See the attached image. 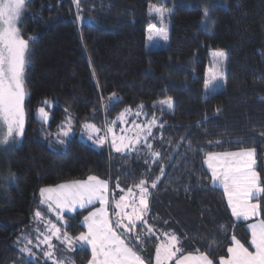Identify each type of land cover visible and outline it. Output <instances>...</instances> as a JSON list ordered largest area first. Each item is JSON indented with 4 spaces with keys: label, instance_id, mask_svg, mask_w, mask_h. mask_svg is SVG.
<instances>
[{
    "label": "trees",
    "instance_id": "trees-1",
    "mask_svg": "<svg viewBox=\"0 0 264 264\" xmlns=\"http://www.w3.org/2000/svg\"><path fill=\"white\" fill-rule=\"evenodd\" d=\"M153 3L171 8L169 44L147 50ZM203 5L210 6L208 28L201 25ZM20 26L34 39L24 135L3 155L14 179L0 190V264H51L21 252L18 237L32 226L40 189L90 175L107 180L111 191L117 183L127 190L160 176L150 189L147 217L179 236L186 252L199 249L218 262L232 235L248 246V221L232 215L205 161L209 153L254 148L264 179V0H81L79 8L74 0H29ZM215 49L226 52L225 86L205 97ZM113 93L120 99L110 101ZM168 97L173 110L154 107ZM46 100L54 103L47 127L35 116ZM141 104L158 116L149 137L161 154L156 163L145 146L123 154L97 150L75 136L64 145L50 143L48 134L61 128L66 113L80 127ZM89 210L65 214L63 229L79 235ZM155 242L146 241L149 248ZM90 260L88 247L74 254L76 264Z\"/></svg>",
    "mask_w": 264,
    "mask_h": 264
},
{
    "label": "snow or ice",
    "instance_id": "snow-or-ice-1",
    "mask_svg": "<svg viewBox=\"0 0 264 264\" xmlns=\"http://www.w3.org/2000/svg\"><path fill=\"white\" fill-rule=\"evenodd\" d=\"M28 3L29 0H0V145H8L24 135L27 115L25 99L28 96L26 73L30 40L34 37L25 39L19 25L23 21ZM74 3L79 8L81 0H74ZM202 11L206 18L204 23L207 24L209 9L203 8ZM148 12L154 18L158 17L163 25L161 29H156L155 25L151 26L150 32L155 31L167 40V25L164 20L170 18L171 9L149 4ZM214 56L222 60L225 53L219 51ZM119 99L115 93L109 97L110 101ZM143 108L144 105H139V110L134 115H142ZM159 108L161 112L165 108L173 110L172 98L160 101ZM38 114L43 121H47L49 114L43 107L38 110ZM127 114H132L130 108L125 109L117 119L128 123ZM72 119L69 114L65 121L67 127L61 126L60 132L57 133L58 142L61 144L65 142L62 137H67L72 130ZM132 123L133 128L121 129V132L125 133L122 135L115 132L116 121H105L107 127L103 130L87 122L84 128L90 130L88 139L93 140L95 137L94 143L98 145L110 143L118 153L129 149L137 151L135 145L143 141L150 155L156 158L152 163H156L161 154L155 151L149 142L152 126L157 123L156 117L153 115L152 119L143 125L136 124L135 121ZM255 154V149L252 148L207 155L213 181L222 184L232 215L245 221L255 218V222L247 225L250 231L248 246L232 235L226 256H220L217 262L208 252H201L199 249L186 252L179 236L174 232H163L155 246L154 264H264V205L261 203L264 200V179L260 172L256 171ZM12 178L14 179V174ZM160 178L156 176L151 181L147 178L140 179L126 191L117 183L116 187L120 188L121 193L118 199L114 193H110L109 182L95 175L88 176L86 180H74L56 187L40 189L41 204L46 205L47 210L55 211L61 221L64 220L65 210L76 212L78 208H88L97 203L100 206L84 216L87 231L78 236L62 232L61 227L51 220L45 223L44 215L37 209L34 218L43 226V231L39 226L35 229L39 233L34 238L37 241L35 244L32 238L23 235L18 240L19 244H23L20 251L35 256L33 247L41 248L43 245L46 246L43 249L44 258L51 261V264H75L70 253L75 252L77 247L90 246L89 264H152V258L143 255V244L146 238L156 235V229L149 224L147 215L150 212L149 199L152 195L150 189L157 187ZM112 216L115 219H112ZM138 225L146 231L137 232ZM53 241H59L63 248ZM210 251L214 254L216 249Z\"/></svg>",
    "mask_w": 264,
    "mask_h": 264
},
{
    "label": "rangeland",
    "instance_id": "rangeland-1",
    "mask_svg": "<svg viewBox=\"0 0 264 264\" xmlns=\"http://www.w3.org/2000/svg\"><path fill=\"white\" fill-rule=\"evenodd\" d=\"M162 1L165 2V1H168V0H159L160 3ZM214 1L216 3H219V4H221L223 2V0H214ZM153 4H156L158 6H162V7L167 8V9H171L170 7H166V6H164L162 4H159V3H153ZM209 7H210L209 5H203V8H208L209 9ZM150 19H151V21H150V24L148 25V28H147L146 49L147 50H154V49H157V48H162V47L168 46V44H169L170 18L164 20V24L167 25V37H168L167 40L163 39V37L160 36V35H158L155 31L150 32V28L153 25H155V28L156 29H161L163 27V25L160 23L158 17H155L154 18L152 15H150ZM205 19H206L205 16H203V19L201 21V25L204 26L205 28H208L210 26V9H209V18H208L207 24L204 23ZM19 27H20V30H21V32L23 34V30H22V28H21L20 25H19ZM23 36H24L25 39H27V37H25L24 34H23ZM219 51H223L225 53V57L222 60L220 58L214 56V54L217 53V52H219ZM226 59H227V56H226V52L224 50H222V49H215V50H211L210 51V63H209V66L207 68L206 78H205V88H204V96L205 97L206 96H209V95H212L215 92H218L219 90H221V89L224 88V86H225V78H226ZM213 76H215V79H213ZM164 100H166V99H164ZM160 101H162V100H160ZM160 101H156L154 103V105H156V107H158V108H159V102ZM45 102H47V103H45ZM53 105H54V103L51 100H46V101L43 102V104L41 106L49 114V117H48V119H47L46 122L43 121L40 118L39 114H38V110L41 107L35 112V116L38 118V120L41 123H43L45 125V127H47L48 124L50 123V119H51L50 110L53 108ZM131 110H132V114H127L126 115V119L129 121L128 123H123L122 121H120V120L117 119L122 113H124V111L121 112L118 116H116V117H114L112 119H109L108 117L103 116L100 124H97V123L92 122V121H87V123L95 124L98 128H101L103 130V129H105L107 127V125L105 124V121H109V122L116 121L115 132H116L117 135H122V134H125V133H122L121 132V129H131V128H133V123H132L133 121H135L136 124H142L143 125V124H146L147 121L151 120L152 117H153V115L156 117V121H158V116L156 114H152V113H149L148 111L142 110V113L143 114L140 115L139 117H137V116L134 115V113L136 111H138L139 109H136V110L131 109ZM164 110H167V109L165 108ZM167 111H169V110H167ZM66 114H67V116L69 115L68 113H66ZM147 114L150 115L148 118H146ZM85 123L86 122H84L80 127H76L75 124L73 123V120H72V122H71V128H72V130H71V132L69 133V135L67 137H62L64 139V141L66 142L67 139L75 136V137L80 138L84 142L88 143L89 145H91L92 147H94L97 150H105L106 149V150H109V151L118 153L110 145V143H105L103 145H98V144L94 143L95 137L93 138V140L88 139V136L90 134V130L84 128V124ZM157 123L154 126H152V132L154 130H156V127L158 126ZM61 126L67 127V125L65 124V121L63 123H61ZM60 129L57 130V131H55V132L54 131H51L48 134V136L51 137V139H50V143L51 144H53V145H56V144L62 145L61 143L58 142V139H57V133L60 132ZM101 135H103V131L101 132ZM128 135H131V133H128ZM21 139H22V137L17 138V140L15 142H11L8 145H0V190L3 189L6 186H9L12 183V181H13L12 175L10 176V171H8L5 168V166H4L3 155H4L5 151H7V150H9V149L17 146L20 143ZM109 139H110V137H109ZM65 142L63 143V145L65 144ZM135 147L138 150L141 149L142 147H144L143 141H141V144L135 145ZM237 151H240V150L227 151V152H237ZM133 152H136V151H132L131 149H129V150H127L125 152H122V153L123 154H130V153H133ZM218 153H223V152H218ZM255 156H256V154H255ZM205 164L208 167L207 159L205 161ZM209 170L212 173V169L209 168ZM64 183H70V182H64ZM64 183H60V184H64ZM218 183H219L218 181H216V182L213 181L212 184H218ZM60 184H58V185H60ZM56 186L57 185H54V186H45L43 188L56 187ZM109 191H110V193H114L117 199L119 198V195L121 194L120 193V188H117V190H112V191H111V189H109ZM40 202H41V196H40ZM99 206H100L99 203H97L95 205H92V206H89L88 208H83V209H89L90 208L89 211H92L96 207H99ZM44 207H46V210H47V206L44 205V204H41V206L38 207L37 209L41 210L42 214L45 217V223H46L47 220H51L50 219L51 213H53L55 215H57V214H56L55 211H49V210L46 211V210H44ZM78 210H81V209L78 208L76 211H78ZM35 211H34V213H35ZM109 211L111 213V208L109 209ZM34 213H33L32 226L21 235V236H23V235H29L33 239V244L37 243V241L34 238H35V236H37L39 234V233H37L35 231V229L39 226L41 228V231H43V226L34 218ZM74 213L75 212H69V211L65 210L63 212V216L65 214L72 215ZM88 214H89V212H88ZM112 219H115V217L112 216ZM147 219L149 221V224L153 225L154 228L156 229V235L155 236H151V241L155 242V239H156V242L153 244V248H149L148 245H147V243H146V241L149 240V237L146 238L145 241H144V244H143V248H144L143 255L152 258V264H154L155 246L158 243V237H160L163 232H166V230L163 229V228H160V227L155 226L153 220H151L150 218L147 217ZM51 221L53 223L57 224L58 227H61L62 232L65 231L63 229V226H62V224L64 223V220H62V221L61 220H58V221L51 220ZM83 226L85 228V230L83 232H86L87 231V228H86V226L84 224V220H83ZM136 231L143 233V232L146 231V229L144 227L138 225L137 228H136ZM53 242L56 243L60 248H63V245H60L59 244V241H53ZM84 247H88L89 250H90V252H91L90 246H84ZM44 248H46V246H43V245L41 246V248H35V247H33V250H36L35 251V256H29L27 253L26 254L28 255L29 258H31L34 261H42L43 260V261L48 262L44 258V255L42 253ZM37 249H40V250H37ZM79 249H80V247H77L76 251L79 250ZM37 251L41 252L43 256L42 257H39V255L37 256ZM75 252L70 253V255L73 258H74ZM57 255H60V253H57ZM49 262L51 263V261H49Z\"/></svg>",
    "mask_w": 264,
    "mask_h": 264
},
{
    "label": "crops",
    "instance_id": "crops-1",
    "mask_svg": "<svg viewBox=\"0 0 264 264\" xmlns=\"http://www.w3.org/2000/svg\"><path fill=\"white\" fill-rule=\"evenodd\" d=\"M215 185H218V186H220V187L223 189L222 184L218 183V184H215ZM223 191H224V189H223ZM224 193H225V192H224ZM225 195H226V194H225ZM226 197H227V196H226ZM254 202H255V201H254ZM40 206H41V204H40ZM229 208H230V207H229ZM44 210H46V207H44ZM230 210H231V208H230ZM46 211H47V210H46ZM50 219H51V220L58 221L57 215H55V214H53V213H51ZM241 220H243V219L241 218ZM253 222H255V218H253V220H248V224L253 223ZM28 236H29V235H28ZM20 238H22L21 235L18 237V240H19ZM29 238H31V237L29 236ZM230 246H231V245H230ZM21 247H23V244H22ZM37 250H40V249H37ZM33 251L35 252L36 250H33ZM42 253H43V252H42ZM42 253L39 252V251H37V256L39 255V257H42V256H43ZM88 264H89V263H88Z\"/></svg>",
    "mask_w": 264,
    "mask_h": 264
}]
</instances>
